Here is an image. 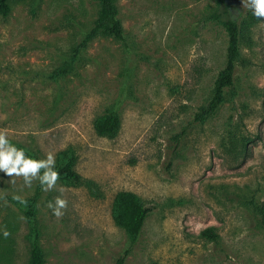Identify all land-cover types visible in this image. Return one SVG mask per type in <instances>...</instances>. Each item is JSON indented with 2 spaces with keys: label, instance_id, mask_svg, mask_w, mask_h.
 <instances>
[{
  "label": "rangeland",
  "instance_id": "obj_1",
  "mask_svg": "<svg viewBox=\"0 0 264 264\" xmlns=\"http://www.w3.org/2000/svg\"><path fill=\"white\" fill-rule=\"evenodd\" d=\"M114 3L124 40L97 35L64 76L57 71L98 16L95 0H23L0 15V153L15 160L18 144L51 166L71 149L92 183L41 191L34 208L44 264L121 256L124 264H264V18L249 0ZM216 15L251 24L236 96L199 123L226 62L228 32ZM108 111L120 118L114 138L95 129ZM29 180L0 169V264L30 262L17 203L34 195L38 172ZM120 191L152 209L134 244L112 219ZM57 197L67 200L61 218L48 207ZM207 227L215 240L200 235Z\"/></svg>",
  "mask_w": 264,
  "mask_h": 264
},
{
  "label": "trees",
  "instance_id": "obj_2",
  "mask_svg": "<svg viewBox=\"0 0 264 264\" xmlns=\"http://www.w3.org/2000/svg\"><path fill=\"white\" fill-rule=\"evenodd\" d=\"M23 0H0V15L6 17L10 14L15 2ZM99 6L98 16L94 21L93 27L84 36L80 44L73 50V58L66 62L63 67L57 71V76H64L69 73L78 58L81 50L97 35H105L117 41L124 40V28L117 17V8L114 0H95ZM221 3L231 0H219ZM214 18L221 21L228 32V46L226 51L225 66L217 73L214 80L212 96L205 106L200 107L195 114L194 120L199 123L208 121L223 103L232 100L236 96L234 89V74L237 64L241 61V38L246 29L250 26L251 21L242 19L237 22L229 17L222 19L219 15ZM253 20L254 17H251ZM229 96V98H228ZM98 135L109 138L117 136L120 129V118L117 113L108 111L102 115L95 124ZM13 152L22 153L23 161H33L43 165L38 169V183L34 195L27 199H19L17 203L24 209V214L29 225V238L31 243L30 262L29 264H44L43 253L40 247V227L35 216V204L40 196L41 191L46 184L41 183V178L46 171H54L59 175L60 181L69 186L79 187L86 186L91 188V181L84 179L76 170L77 162L76 153L71 149L62 150L57 154L56 161L51 166H46L42 158L35 152L28 150L18 144L13 147ZM151 208L145 206L141 200L132 192H118L112 203V219L116 226L121 228L128 237L131 244H134L141 232L144 221ZM213 227L203 229L200 235L209 240H215L217 235ZM124 256L116 259L113 264H124Z\"/></svg>",
  "mask_w": 264,
  "mask_h": 264
},
{
  "label": "clouds",
  "instance_id": "obj_3",
  "mask_svg": "<svg viewBox=\"0 0 264 264\" xmlns=\"http://www.w3.org/2000/svg\"><path fill=\"white\" fill-rule=\"evenodd\" d=\"M252 9H254V15L258 18H264V0H249L248 5H246ZM6 132V130H0ZM3 137L0 136V144H3ZM49 162L53 161V156L49 154ZM23 163V167L20 165ZM43 165L37 164L33 161H23L22 153H17L15 160L12 159V153H0V169H6L8 175L16 174L23 175L25 178V183L27 185H31L29 180V174L35 176L38 169ZM59 179V175L54 171H46L41 178V183L47 185V189H50L56 181ZM46 189V190H47ZM49 208H53V215L57 218H61L64 215V211L67 209V200L57 197L55 199V205L49 204ZM10 235L8 231H4V236L7 238Z\"/></svg>",
  "mask_w": 264,
  "mask_h": 264
}]
</instances>
